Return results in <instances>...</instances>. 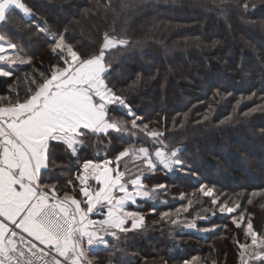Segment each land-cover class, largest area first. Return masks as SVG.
Returning a JSON list of instances; mask_svg holds the SVG:
<instances>
[{"label":"trees","instance_id":"trees-1","mask_svg":"<svg viewBox=\"0 0 264 264\" xmlns=\"http://www.w3.org/2000/svg\"><path fill=\"white\" fill-rule=\"evenodd\" d=\"M21 2L34 15L11 9L7 21L0 22V36L15 43L31 63L3 65L14 73L0 77L4 103L22 100L34 87L32 79L38 83L40 74L47 77L54 65L63 66L66 53L52 52L53 34L64 32L66 43L86 58L98 54L108 32L130 41L106 53L109 87L144 123L165 131L170 148H182V163L171 171L158 166L151 172L138 160L121 161V171H143L149 192L156 185L165 188L125 206L144 216L143 227L131 230L129 220L127 233L112 230L116 235L107 237L106 247L89 252L92 264H241L239 244L251 240L245 237L246 219L238 228L233 217L250 215L254 229L264 234V195L248 203L252 192L264 190V0ZM37 26L48 31L39 32ZM109 108L112 119H131L123 107ZM133 145L154 150L137 132H89L74 155L62 142H52L41 183L80 199L76 176L84 161H114ZM201 185L214 188L220 203L240 207L221 214L212 198L199 191ZM189 201L188 211L177 215ZM163 212L170 217L162 220ZM191 222L195 229L185 227Z\"/></svg>","mask_w":264,"mask_h":264},{"label":"snow or ice","instance_id":"snow-or-ice-1","mask_svg":"<svg viewBox=\"0 0 264 264\" xmlns=\"http://www.w3.org/2000/svg\"><path fill=\"white\" fill-rule=\"evenodd\" d=\"M242 7L247 9L248 5L245 3ZM13 8L21 10L26 17L34 15L21 0H0V22L7 21V13ZM37 28L39 32L48 31L44 27ZM53 39L52 52L66 53L62 58L63 66L54 65L47 77L40 74L38 83L32 79L30 83L34 87L22 100L9 99L4 103L5 98L0 97V264H92L87 254L95 250L96 245L106 242L101 232H110L112 236L116 231L111 230L127 233L130 229L125 224L129 220L131 230L143 227L144 216L127 211L126 204H135L137 198H150L152 192L165 188L156 185L149 192L143 184V171L135 175L121 171V161L138 160L144 170L151 172L158 166L171 171L182 163L178 159L182 148H170L165 142V131L144 123L127 100L106 82L111 69V64L106 63V53L129 45L127 38L105 32L98 54L86 58L66 43L64 32L58 36L53 34ZM0 62L9 66L30 64L31 58L21 56L15 43L0 37ZM13 75V71L5 70L0 64V77ZM113 105L126 109L131 119H112L109 106ZM178 127L182 128L183 124ZM110 131L141 133L152 142L154 150L133 145L119 151L114 161H84L82 172L76 176L82 200L69 192L61 196L56 185L41 183L42 170L48 168L52 142H62L75 154V146L82 145L89 132L107 134ZM113 164L115 167H111ZM90 180H95L98 187L92 188ZM199 191L212 198V204L218 205L221 214L235 213L240 207L239 203L229 206L228 200L220 203L212 187L201 185ZM261 195L264 190L252 192L248 203H252V197ZM191 205L189 201L187 206L177 209L176 214L187 212ZM100 208H106L105 218L91 219V214ZM160 215L163 220L171 213ZM245 219V237L250 238L251 243L239 244L241 264H249L250 260L264 264V234L254 229L250 215L246 218L241 214L239 220L233 217V223L239 228ZM171 223L176 224L177 220ZM185 227L195 229L197 226L191 222ZM245 255L248 259H244Z\"/></svg>","mask_w":264,"mask_h":264},{"label":"crops","instance_id":"crops-1","mask_svg":"<svg viewBox=\"0 0 264 264\" xmlns=\"http://www.w3.org/2000/svg\"><path fill=\"white\" fill-rule=\"evenodd\" d=\"M21 11V10H20ZM0 64L5 65L3 64L2 62H0ZM4 67V66H3ZM94 162V161H93ZM103 161H100V162H97V163H102ZM44 170V169H43ZM89 184L91 185L92 188H96L98 187L97 183L95 180H90L89 181ZM131 204V202H128L126 204L129 205ZM105 213H106V208H100L97 212H94L93 214H91L90 218L93 219V220H101L103 217L105 218Z\"/></svg>","mask_w":264,"mask_h":264},{"label":"rangeland","instance_id":"rangeland-1","mask_svg":"<svg viewBox=\"0 0 264 264\" xmlns=\"http://www.w3.org/2000/svg\"><path fill=\"white\" fill-rule=\"evenodd\" d=\"M1 37V36H0ZM3 38V37H2ZM5 41H9L8 39H5V38H3ZM3 63V62H2ZM7 65V64H6ZM9 66V65H8ZM6 70V69H5ZM76 147V146H75ZM77 148V147H76ZM82 172V167H81V171H80V173ZM79 182V181H78ZM81 200L83 199V197L81 196V198H80ZM137 199H140V198H137ZM132 204V203H131ZM82 207H86L84 204H82L81 205ZM102 219H104V217L102 218ZM101 219V220H102ZM112 231V230H111ZM103 237H104V240L106 241L104 244H100V245H96L95 246V250H96V248H98V247H106L107 246V237L108 236H110L111 234H110V232L108 233V234H105V233H103V232H101L100 233ZM85 247H87L86 245H85ZM95 250H93V251H89V252H94ZM89 252H88V254H87V258L89 259V260H92V258H91V256L89 255Z\"/></svg>","mask_w":264,"mask_h":264},{"label":"built area","instance_id":"built-area-1","mask_svg":"<svg viewBox=\"0 0 264 264\" xmlns=\"http://www.w3.org/2000/svg\"><path fill=\"white\" fill-rule=\"evenodd\" d=\"M80 145H76V147H79ZM76 147H75V153H76ZM70 150V152H71V154H73V152H72V150L71 149H69ZM74 155V154H73Z\"/></svg>","mask_w":264,"mask_h":264}]
</instances>
